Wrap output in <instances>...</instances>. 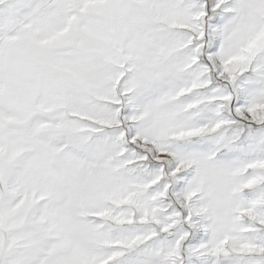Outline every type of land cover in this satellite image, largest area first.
<instances>
[{
  "label": "snow or ice",
  "instance_id": "6c2138e0",
  "mask_svg": "<svg viewBox=\"0 0 264 264\" xmlns=\"http://www.w3.org/2000/svg\"><path fill=\"white\" fill-rule=\"evenodd\" d=\"M0 264H264V0H0Z\"/></svg>",
  "mask_w": 264,
  "mask_h": 264
}]
</instances>
